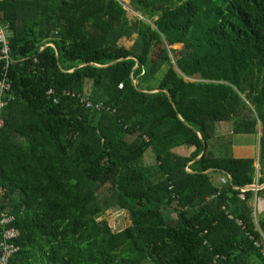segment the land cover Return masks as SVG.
I'll return each instance as SVG.
<instances>
[{"label":"trees","instance_id":"obj_1","mask_svg":"<svg viewBox=\"0 0 264 264\" xmlns=\"http://www.w3.org/2000/svg\"><path fill=\"white\" fill-rule=\"evenodd\" d=\"M129 4L143 19L118 0H0L15 98L2 109L0 214L20 229L15 263L264 264L247 235L264 232L249 203L264 194V0ZM5 64L0 46V80ZM88 84L114 113L45 96ZM221 125L260 135L257 160L228 156ZM113 208L131 225L100 220Z\"/></svg>","mask_w":264,"mask_h":264},{"label":"built area","instance_id":"obj_2","mask_svg":"<svg viewBox=\"0 0 264 264\" xmlns=\"http://www.w3.org/2000/svg\"><path fill=\"white\" fill-rule=\"evenodd\" d=\"M125 9H127V0H118ZM142 19V17H140ZM10 24L7 21H4L0 16V46H1V59L5 61V73L3 78L0 80V133L5 126V122L2 116V109L5 108L10 101L14 98L12 94V85L8 77L7 70L12 64L10 58V41L9 37L11 36ZM47 100H50L53 104H60L63 98H73L78 100L81 107L86 109L95 110L97 112H111L114 113L116 109L106 104L104 101H94L91 99L90 88H86L84 92L77 93L70 90H64L58 92L53 88H49L45 92ZM146 139V138H145ZM147 140V139H146ZM187 170H189L187 168ZM229 176H223L221 178L222 183H227ZM258 188V187H256ZM171 189V188H170ZM243 189V188H242ZM240 197L244 198V194L241 193ZM173 198H176L174 196ZM230 218H234L232 214H229ZM236 219L237 223L244 225L242 219ZM16 217L14 214L2 212L0 214V264H16L14 258L18 254L20 247L17 245L16 241L19 237V228L15 225ZM249 239L253 242L255 248L264 257V233L259 231V237L251 232H247ZM228 257L226 255L217 254L215 255L211 264H227Z\"/></svg>","mask_w":264,"mask_h":264},{"label":"rangeland","instance_id":"obj_3","mask_svg":"<svg viewBox=\"0 0 264 264\" xmlns=\"http://www.w3.org/2000/svg\"><path fill=\"white\" fill-rule=\"evenodd\" d=\"M125 4H127L126 10H127L128 21H130L132 23L135 20L140 19V17H142V19H143V16L140 13H138L137 11H135L130 6L129 0H127ZM135 38H136V35H134L130 39H126V38L122 39L120 44L124 45L125 47H131L134 43ZM189 80L190 81H199L200 76H195L194 78H190ZM150 156H151L150 150L146 151L145 157H144V163L145 164L151 163L150 162V160H151ZM255 166H256V164H255ZM257 187L260 188V186H257ZM249 203L253 209L254 222L258 224V222L261 219H264V208L262 210H260V208L258 206V204H260L261 206H264V194L260 195L259 197L254 196L253 198H251V200H249ZM101 219L107 220V222L109 223L110 227L112 228V230L114 232L124 230L128 226L131 225L130 215L128 214V212L125 210H120L119 208H113V209L107 211L105 213V215L102 218H100V220Z\"/></svg>","mask_w":264,"mask_h":264},{"label":"crops","instance_id":"obj_4","mask_svg":"<svg viewBox=\"0 0 264 264\" xmlns=\"http://www.w3.org/2000/svg\"><path fill=\"white\" fill-rule=\"evenodd\" d=\"M91 87V84H88V88ZM218 139L221 142L220 144H225L230 141V146L227 150V155L232 157L233 159H243V158H253L257 160L259 155V139L260 135L258 136H246V135H236L230 136V127L228 125H221L218 128ZM216 143V142H215ZM193 148H177L174 150L175 153L180 154L182 156H188L193 151ZM222 148L220 145L215 144L213 147V152L216 155L221 154ZM150 162H153L152 155L150 156ZM253 204V203H252ZM254 206V205H253ZM260 210L264 208L258 204Z\"/></svg>","mask_w":264,"mask_h":264},{"label":"water","instance_id":"obj_5","mask_svg":"<svg viewBox=\"0 0 264 264\" xmlns=\"http://www.w3.org/2000/svg\"><path fill=\"white\" fill-rule=\"evenodd\" d=\"M81 66H83V65H81ZM80 66V67H81ZM98 66V65H97ZM98 67H100V66H98ZM134 68H136V66L134 67ZM73 71V70H72ZM134 83V82H133ZM158 90H160V89H158ZM154 91H157V90H154ZM167 93H168V91L167 90H165ZM174 106H175V104H174ZM201 137V136H200ZM205 150H206V146H205ZM202 156V155H201ZM200 156V157H201ZM199 157V158H200ZM213 170H209V171H207L206 173H210V172H212ZM229 176V178H230V180L232 181V176H230V175H228ZM263 186H264V184H263ZM243 189H246V190H248V189H251V190H255L256 188L252 185V186H248V187H243Z\"/></svg>","mask_w":264,"mask_h":264},{"label":"bare ground","instance_id":"obj_6","mask_svg":"<svg viewBox=\"0 0 264 264\" xmlns=\"http://www.w3.org/2000/svg\"><path fill=\"white\" fill-rule=\"evenodd\" d=\"M255 188L257 187V186H254ZM259 189V187L258 188H256L255 190H258Z\"/></svg>","mask_w":264,"mask_h":264}]
</instances>
